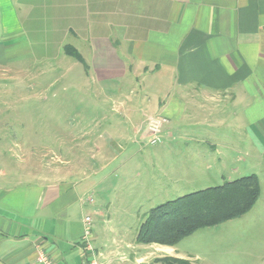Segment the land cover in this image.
<instances>
[{
    "label": "crops",
    "instance_id": "0c3cea01",
    "mask_svg": "<svg viewBox=\"0 0 264 264\" xmlns=\"http://www.w3.org/2000/svg\"><path fill=\"white\" fill-rule=\"evenodd\" d=\"M13 9L0 43L4 64L31 59L64 74L63 64L76 59L66 53L73 46L111 107L71 110L93 114V124L76 122V115L67 132L42 143L58 146L50 175L28 180L0 170V264H40L41 249L55 264L187 258L176 246L136 238L124 248L123 234L97 249L93 216L113 222L108 195L123 189L124 176L126 183L140 176L131 135L149 137L153 116L168 119V143L195 151L191 166H153L146 185L160 192L180 184L172 177H184V169L219 173L252 145L264 159V0H18ZM180 156L177 163L187 162ZM87 217L92 251L83 239Z\"/></svg>",
    "mask_w": 264,
    "mask_h": 264
},
{
    "label": "rangeland",
    "instance_id": "374dc122",
    "mask_svg": "<svg viewBox=\"0 0 264 264\" xmlns=\"http://www.w3.org/2000/svg\"><path fill=\"white\" fill-rule=\"evenodd\" d=\"M12 9L18 11V0H0V43L5 26L13 21L10 16ZM69 61L63 64L65 73L62 74L55 73L51 63L38 65L35 60L19 59L4 64L5 61L0 58L2 172L20 173L24 175L22 179L28 180L35 178V174L50 175L51 169L59 164L52 159L53 150L57 151L58 146L42 143L54 142V133L57 131L61 136L67 132L69 126L73 127L76 115V122L82 121V125L93 124L90 119L93 114L71 113V110L90 105L111 107L109 100L102 96L99 85L87 77L84 66L74 58ZM57 92L59 96L55 97L54 93ZM87 116L88 119H85ZM167 125L156 144L150 142V137L141 141L137 135H131V139L138 144L134 148L139 149L140 161L136 169L139 168L140 176L134 174L127 183L125 179L130 176H124L119 181V187L124 186L123 189H115L108 195V207L115 217L111 224L103 225L98 215L93 216V232L100 238L95 239L93 245L101 249L102 244H111L112 234H123L125 241L122 246L125 248L134 242L139 226L151 208L189 193L255 174L259 177L262 192L251 211L222 224L201 228L183 238L176 247L186 253L187 258H178L184 264H264V159L258 147L252 145L249 153L239 158L237 155L233 160L230 158L221 167V171L214 175H201L184 169V177H172L180 179V184H171L169 190L160 192L146 185L153 166L155 169H174L183 163L191 166L193 161L190 156L195 153L191 146L168 143L167 139L172 140L173 136L166 133ZM75 132L77 134L78 130ZM180 155L187 158V162L181 160L177 163L175 160ZM146 156L162 160L150 161ZM8 179L13 182L21 178ZM185 180L189 182L183 183Z\"/></svg>",
    "mask_w": 264,
    "mask_h": 264
},
{
    "label": "trees",
    "instance_id": "16d2710c",
    "mask_svg": "<svg viewBox=\"0 0 264 264\" xmlns=\"http://www.w3.org/2000/svg\"><path fill=\"white\" fill-rule=\"evenodd\" d=\"M66 53L84 62L73 46ZM261 195V183L255 174L223 185L209 187L151 208L141 222L136 242L177 246L195 231L241 217L253 209ZM184 262L178 258L157 259V264Z\"/></svg>",
    "mask_w": 264,
    "mask_h": 264
},
{
    "label": "built area",
    "instance_id": "2783aa9c",
    "mask_svg": "<svg viewBox=\"0 0 264 264\" xmlns=\"http://www.w3.org/2000/svg\"><path fill=\"white\" fill-rule=\"evenodd\" d=\"M168 123V119L164 116H153L149 118L147 123L146 131L149 134L150 142L156 144L160 141V136L163 132L164 126ZM91 221L90 217L86 218L87 225L85 226L84 232V242L86 244V250L92 251L91 241H92V231L89 226ZM40 264H55L54 260L48 255L46 251L41 249L39 259Z\"/></svg>",
    "mask_w": 264,
    "mask_h": 264
}]
</instances>
